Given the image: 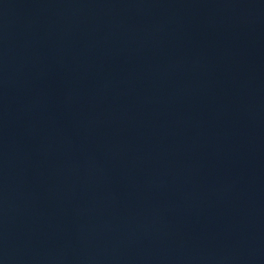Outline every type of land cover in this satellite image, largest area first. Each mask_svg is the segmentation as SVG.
I'll return each instance as SVG.
<instances>
[{
    "label": "water",
    "instance_id": "water-1",
    "mask_svg": "<svg viewBox=\"0 0 264 264\" xmlns=\"http://www.w3.org/2000/svg\"><path fill=\"white\" fill-rule=\"evenodd\" d=\"M0 264H264V0H0Z\"/></svg>",
    "mask_w": 264,
    "mask_h": 264
}]
</instances>
